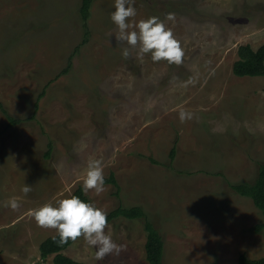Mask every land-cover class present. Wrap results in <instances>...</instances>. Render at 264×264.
<instances>
[{
    "label": "rangeland",
    "instance_id": "374dc122",
    "mask_svg": "<svg viewBox=\"0 0 264 264\" xmlns=\"http://www.w3.org/2000/svg\"><path fill=\"white\" fill-rule=\"evenodd\" d=\"M80 4L0 0V264H53L39 244L57 232L30 213L70 198L93 159L117 185L89 191V203L141 207L162 235L164 264L264 257V217L230 187L253 182L264 163V76L232 72L239 46L264 44V0H135L129 23L159 17L184 50L179 66L135 50L125 59L115 0H93L86 23ZM181 110L192 119L181 123ZM6 114L18 122L8 127ZM13 197L15 211L5 207ZM105 231L119 254L97 261L83 238L61 252L147 264L141 219L119 216Z\"/></svg>",
    "mask_w": 264,
    "mask_h": 264
},
{
    "label": "clouds",
    "instance_id": "9594fccd",
    "mask_svg": "<svg viewBox=\"0 0 264 264\" xmlns=\"http://www.w3.org/2000/svg\"><path fill=\"white\" fill-rule=\"evenodd\" d=\"M134 2L135 0H115V11L111 14V20L118 29L115 35L117 43L128 45L123 48L122 56L128 59L135 50L140 58L150 53L153 62L167 61L169 64L181 65L184 57L181 43L159 17L153 16L141 19L138 23H129L137 15ZM168 19H171V14ZM179 119L181 123L190 120L192 113L181 110ZM82 190L85 194L94 191L98 196L106 191L104 169L100 160H89ZM21 191L27 195L32 188L25 185ZM5 207L15 211L20 208V203L13 197ZM30 214L38 227L56 230L60 246L83 238L87 245L96 249L97 261L123 250V245H118L110 234H106L107 212L76 195L60 199L56 206L46 203L32 210Z\"/></svg>",
    "mask_w": 264,
    "mask_h": 264
},
{
    "label": "trees",
    "instance_id": "16d2710c",
    "mask_svg": "<svg viewBox=\"0 0 264 264\" xmlns=\"http://www.w3.org/2000/svg\"><path fill=\"white\" fill-rule=\"evenodd\" d=\"M92 2L93 0H81L79 14L84 23H86L89 18ZM87 32L88 31L86 30V33ZM237 54L238 59L232 65V72L234 75L239 77L264 76V44L256 50L252 49L249 44L241 45L238 48ZM69 67L70 63L68 62L67 68L62 70L61 73H68L67 71L69 70ZM6 116L8 117V127H11L18 122L8 114H6ZM51 150L52 145L48 144V149L45 154L46 156H44L45 158L49 157L48 155ZM174 155L175 146L171 148L168 156L169 160L172 162L174 160ZM105 182L117 185L115 179L111 175L110 178L105 179ZM230 187L237 194L251 199L254 206L264 217V163L259 165L257 176L253 182L231 184ZM82 188V185H78L72 192L71 196L76 195L83 201L89 203V199L83 192ZM119 216L127 219H141L143 221V229L146 232V240L144 243L146 262L147 264H164V242L162 235L147 219L144 210L138 206L129 208L118 206L116 209L107 213L108 223ZM261 228V226H257L256 229L259 230ZM58 240L59 236L57 233L46 238L39 244V254L41 259H46L47 257L52 256L53 264H88L75 261L74 259L64 255L61 251L73 242L69 241V243L60 246L58 244ZM237 264H264V257L251 259L244 255H240Z\"/></svg>",
    "mask_w": 264,
    "mask_h": 264
}]
</instances>
